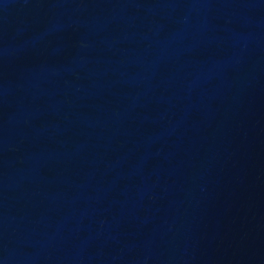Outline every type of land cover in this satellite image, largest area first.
<instances>
[{
	"label": "water",
	"instance_id": "1",
	"mask_svg": "<svg viewBox=\"0 0 264 264\" xmlns=\"http://www.w3.org/2000/svg\"><path fill=\"white\" fill-rule=\"evenodd\" d=\"M0 264H264V0H0Z\"/></svg>",
	"mask_w": 264,
	"mask_h": 264
}]
</instances>
